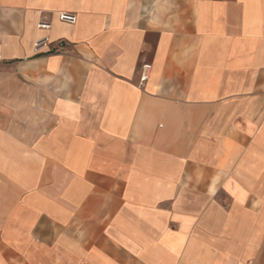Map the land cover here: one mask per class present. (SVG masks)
<instances>
[{"label": "crops", "instance_id": "1", "mask_svg": "<svg viewBox=\"0 0 264 264\" xmlns=\"http://www.w3.org/2000/svg\"><path fill=\"white\" fill-rule=\"evenodd\" d=\"M0 264H264V0H0Z\"/></svg>", "mask_w": 264, "mask_h": 264}, {"label": "built area", "instance_id": "2", "mask_svg": "<svg viewBox=\"0 0 264 264\" xmlns=\"http://www.w3.org/2000/svg\"><path fill=\"white\" fill-rule=\"evenodd\" d=\"M60 20L62 22H66V23H69V24H75L76 21H77V16L75 14H72V13H61L60 14ZM39 27L41 29H46V28H49L50 25L48 23H41L39 25ZM41 43H37L35 45V48L38 49L40 47ZM65 47V43H60L59 44V50H62L63 48ZM150 70H151V65L149 64H145L143 67H142V74H141V83H144L146 82L148 79H149V74H150Z\"/></svg>", "mask_w": 264, "mask_h": 264}, {"label": "rangeland", "instance_id": "3", "mask_svg": "<svg viewBox=\"0 0 264 264\" xmlns=\"http://www.w3.org/2000/svg\"><path fill=\"white\" fill-rule=\"evenodd\" d=\"M64 23H66V22H64ZM67 24H69V23H67ZM71 25V24H70ZM140 79H141V77H140ZM141 82V81H140ZM143 84V83H142Z\"/></svg>", "mask_w": 264, "mask_h": 264}]
</instances>
